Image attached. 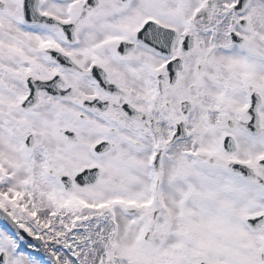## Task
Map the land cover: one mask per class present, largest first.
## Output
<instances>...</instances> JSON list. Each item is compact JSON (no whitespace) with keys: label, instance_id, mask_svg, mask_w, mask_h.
Here are the masks:
<instances>
[{"label":"snow or ice","instance_id":"obj_1","mask_svg":"<svg viewBox=\"0 0 264 264\" xmlns=\"http://www.w3.org/2000/svg\"><path fill=\"white\" fill-rule=\"evenodd\" d=\"M0 264H264V0H0Z\"/></svg>","mask_w":264,"mask_h":264}]
</instances>
